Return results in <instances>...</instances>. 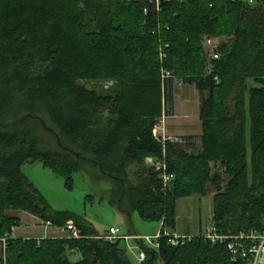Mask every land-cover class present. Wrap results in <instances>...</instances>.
Here are the masks:
<instances>
[{
  "label": "trees",
  "instance_id": "1",
  "mask_svg": "<svg viewBox=\"0 0 264 264\" xmlns=\"http://www.w3.org/2000/svg\"><path fill=\"white\" fill-rule=\"evenodd\" d=\"M204 37L225 40L218 59ZM162 67L171 75L163 82ZM174 79L198 92L199 147L195 137L153 135L172 110ZM81 81L115 84L100 93ZM149 160L165 162L169 189ZM218 162L224 188L210 175ZM35 163L67 190L78 172L107 179L112 203L170 233L176 201L210 184L218 234L264 231V0H0V264H132L123 240L100 239L76 214L51 210L22 172ZM9 210L56 228L71 221L81 237H6L20 222ZM142 242L138 264H245L199 236L176 247L167 237L157 248Z\"/></svg>",
  "mask_w": 264,
  "mask_h": 264
},
{
  "label": "rangeland",
  "instance_id": "2",
  "mask_svg": "<svg viewBox=\"0 0 264 264\" xmlns=\"http://www.w3.org/2000/svg\"><path fill=\"white\" fill-rule=\"evenodd\" d=\"M224 41L222 38L204 37L203 48L210 59H213L212 55L216 53L215 49ZM161 81L163 82L162 77ZM80 84L100 93H109V89L113 88L112 86L115 83L109 81L104 83L81 81ZM248 85L251 86L252 83L249 82ZM172 88L176 100V116L171 120L170 124L178 126V129L189 130L195 134L202 133L199 120V95L196 88L183 83L179 79L173 80ZM154 129H157L156 136L162 141L163 139L165 142L181 139V137H168L163 114L157 120ZM44 137L52 140L48 134H44ZM194 137V143L199 147V135ZM147 162L150 163V160ZM210 167L212 168V174L210 175L218 173L223 177L224 183L222 187L224 188L228 181L224 168L221 167L219 162L216 164L210 163ZM21 169L28 180L47 200L51 210L59 212L68 211L76 214L93 227L99 235H106L109 229L113 227L119 228L124 235L132 234L140 237L153 236L162 230L161 223L143 221L137 212H132L129 215L116 204L112 203L110 197L111 183L107 179L95 180L93 175L78 172L73 176L72 190H67L64 187V180L49 169L44 168L40 163L25 164ZM129 169L130 171L135 170L134 166ZM171 184L168 189L171 187ZM215 193L216 190L210 184H207L203 195L194 194L190 197L178 199L175 205L176 230L182 233L189 232L193 235H200L211 229L213 227V197ZM7 214L18 217L20 222L18 226L11 229V234L6 235V237L13 239H18L22 235L26 236L27 239H42L49 236L58 237L61 235L59 234L61 233L60 230L63 231L65 237L69 235L65 228L56 227H54V232L50 234L45 232V234L39 235L35 232V229L42 224H35L37 222L35 216L20 210H9ZM44 223L46 226L47 223ZM40 232H42V229ZM2 241L6 240L3 239ZM142 243L147 249L155 248L146 241ZM121 245L125 246L128 259L131 263L138 264V253L142 250L139 247V243L135 240H128L125 242L121 241ZM75 252L76 254L78 253L77 251ZM68 255L71 261L75 260L71 258L74 255L72 252L69 251ZM155 264L163 263L158 259Z\"/></svg>",
  "mask_w": 264,
  "mask_h": 264
},
{
  "label": "built area",
  "instance_id": "3",
  "mask_svg": "<svg viewBox=\"0 0 264 264\" xmlns=\"http://www.w3.org/2000/svg\"><path fill=\"white\" fill-rule=\"evenodd\" d=\"M234 1V0H230ZM248 3H253L254 0H245ZM156 4H158L159 0H155ZM213 59H218V54L214 53L212 55ZM163 56L161 55V59L163 60ZM161 77L164 80L171 77L170 72L162 67L161 70ZM157 129L153 128V135L154 137L159 140L160 142H165L163 139L160 140L156 136ZM173 142H183L181 139L174 140ZM151 163V164H150ZM150 165L154 167L156 170L160 171V179L163 183L165 188H168L171 181L173 180V175L168 173L166 169L165 162L162 160L152 161L150 160ZM47 226L50 224L47 223ZM65 230L69 233L67 236L71 239H79L80 232L74 226V224L69 221L66 224ZM194 236L203 237L211 244H224L230 254L231 260L236 262L238 260L242 261L245 264H259L260 256L262 251L264 250V231L256 232V231H249V232H239L237 234H227V235H220L218 234L214 228L207 230L204 234L200 235H178L172 234L168 232L166 229L163 231L157 232L153 236H145L140 237L138 235H124L121 233L120 229L117 227L110 228L106 235L100 237V239L107 240L109 242H116L118 240L128 241V240H135L136 242L143 240L147 243L152 244L155 248L158 247L157 241L162 237H167L169 239V245L176 247L178 245H183L186 241H190ZM146 258L145 252L140 250L138 253V261L142 262ZM4 260V256H3Z\"/></svg>",
  "mask_w": 264,
  "mask_h": 264
},
{
  "label": "crops",
  "instance_id": "4",
  "mask_svg": "<svg viewBox=\"0 0 264 264\" xmlns=\"http://www.w3.org/2000/svg\"><path fill=\"white\" fill-rule=\"evenodd\" d=\"M172 92H173V88H172ZM176 116V100H175V97L173 95V106H172V110L167 114L165 111H163V117H164V123H165V128H166V133L168 135V137H187V136H197L199 135V137L201 136V133L200 134H195V133H192L190 132L189 130H181V129H178V126L176 125H173V124H170L171 120L174 119V117ZM191 128V127H190ZM35 219L37 220V222H35V224H42L41 226H37L36 227V233L39 234V235H42L43 233L45 234V232L47 234H50L51 232H54L53 230L55 229L54 227H51V226H48L47 225L45 226L44 222L41 221L39 218L35 217ZM177 226H176V218H175V230L172 234H178V235H193L192 233H189V232H185V233H182V232H178L176 230ZM42 229V232H40V230ZM61 235H59L58 237L56 236H49V237H46V238H63L65 237V235H63V231L60 230ZM63 235V236H62ZM20 238H23V239H27L26 236L22 235ZM36 239V238H35ZM73 255V259H75L74 261H79L81 259V255L79 253L76 254L75 251H71Z\"/></svg>",
  "mask_w": 264,
  "mask_h": 264
},
{
  "label": "water",
  "instance_id": "5",
  "mask_svg": "<svg viewBox=\"0 0 264 264\" xmlns=\"http://www.w3.org/2000/svg\"><path fill=\"white\" fill-rule=\"evenodd\" d=\"M259 264H264V250L261 253Z\"/></svg>",
  "mask_w": 264,
  "mask_h": 264
}]
</instances>
